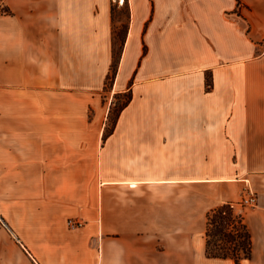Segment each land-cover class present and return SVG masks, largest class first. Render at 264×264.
Here are the masks:
<instances>
[{"label":"crops","instance_id":"0c3cea01","mask_svg":"<svg viewBox=\"0 0 264 264\" xmlns=\"http://www.w3.org/2000/svg\"><path fill=\"white\" fill-rule=\"evenodd\" d=\"M0 170V264H235L224 203L264 264V0H0Z\"/></svg>","mask_w":264,"mask_h":264},{"label":"trees","instance_id":"16d2710c","mask_svg":"<svg viewBox=\"0 0 264 264\" xmlns=\"http://www.w3.org/2000/svg\"><path fill=\"white\" fill-rule=\"evenodd\" d=\"M126 96L127 99L121 109L130 101V95ZM205 236L208 258L231 259L235 264H240L242 260L251 257L249 233L242 216L234 212V207L230 203L220 204L208 212Z\"/></svg>","mask_w":264,"mask_h":264},{"label":"rangeland","instance_id":"374dc122","mask_svg":"<svg viewBox=\"0 0 264 264\" xmlns=\"http://www.w3.org/2000/svg\"><path fill=\"white\" fill-rule=\"evenodd\" d=\"M119 31L120 32L123 31V28L121 27L119 29ZM114 52L116 53L117 51L114 50ZM111 75L112 74H109L106 81H105L106 87L104 86V91H106L107 86L110 84ZM207 81L209 82V80H207ZM126 99H127L126 94L118 95L113 99L112 103L114 105H113L112 110L110 112V117L108 119L106 132H108L110 129H112V126L114 125V120H115L119 110L121 109L122 105L125 103ZM11 172H12V174L14 173V171H9V170H2L1 171L0 170V179L2 178L3 185H4V186H0V198H1L2 192L4 193V195H3L4 198H5V194L10 192L11 187L5 186V183L9 181L10 176H11ZM196 172H199V171L185 170V169L175 170L174 169V190L172 191V192H174V195L180 196V199L182 198V196L187 195V194L195 195L197 197L196 199H198V197L208 198L210 196L209 193H211V192H210V189H208L207 187L205 188L204 186H201L199 184L181 183V182L176 181L179 179H184L187 175L190 176L192 174H195ZM6 220L7 219L2 215V211L0 209V243H2L3 245H4V243L10 241V238H9L10 234H9V230L6 226ZM212 231H214V229H212ZM216 239L218 240L217 237H216ZM8 252H10V251H8Z\"/></svg>","mask_w":264,"mask_h":264},{"label":"built area","instance_id":"2783aa9c","mask_svg":"<svg viewBox=\"0 0 264 264\" xmlns=\"http://www.w3.org/2000/svg\"><path fill=\"white\" fill-rule=\"evenodd\" d=\"M256 203V199L255 197L253 196H246V197H243L238 203H237V206H239L240 208H245V207H252L254 206ZM68 225L71 227V228H76V227H79L81 224L80 223H77V222H71L69 221L68 222Z\"/></svg>","mask_w":264,"mask_h":264}]
</instances>
